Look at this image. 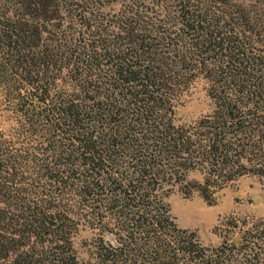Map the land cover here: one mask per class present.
Masks as SVG:
<instances>
[{"label":"trees","instance_id":"16d2710c","mask_svg":"<svg viewBox=\"0 0 264 264\" xmlns=\"http://www.w3.org/2000/svg\"><path fill=\"white\" fill-rule=\"evenodd\" d=\"M0 93V264H264V223L206 248L167 202L264 177V0H0ZM81 219L112 226L77 260Z\"/></svg>","mask_w":264,"mask_h":264},{"label":"rangeland","instance_id":"374dc122","mask_svg":"<svg viewBox=\"0 0 264 264\" xmlns=\"http://www.w3.org/2000/svg\"><path fill=\"white\" fill-rule=\"evenodd\" d=\"M10 106L0 93V135L3 140L12 141L13 147H18L20 139L16 138L17 124ZM207 110L203 82L198 80L177 104L176 122H189ZM189 177L199 180L201 176L193 172ZM167 202L175 226L185 235L194 233L202 246L215 248L225 239L228 244L240 246L244 242V231L251 224L264 223V177L242 175L208 197L199 190L184 194L180 188L174 187ZM87 210L90 211L85 208L80 212ZM110 226L112 223L90 225L83 219L78 220L76 233L71 236L74 251L70 254H74L77 260L87 259L95 249L98 234L103 227Z\"/></svg>","mask_w":264,"mask_h":264}]
</instances>
